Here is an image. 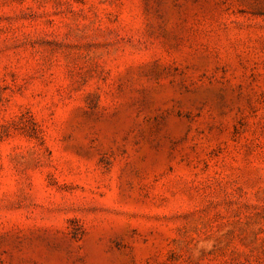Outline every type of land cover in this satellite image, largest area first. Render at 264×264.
<instances>
[{
    "label": "rangeland",
    "instance_id": "374dc122",
    "mask_svg": "<svg viewBox=\"0 0 264 264\" xmlns=\"http://www.w3.org/2000/svg\"><path fill=\"white\" fill-rule=\"evenodd\" d=\"M0 264H264V0H0Z\"/></svg>",
    "mask_w": 264,
    "mask_h": 264
}]
</instances>
